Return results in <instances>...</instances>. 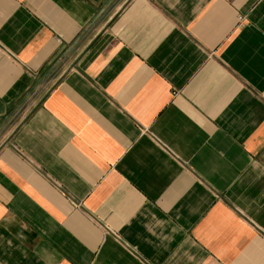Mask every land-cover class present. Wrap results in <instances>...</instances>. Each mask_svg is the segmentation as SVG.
<instances>
[{
    "label": "crops",
    "instance_id": "crops-1",
    "mask_svg": "<svg viewBox=\"0 0 264 264\" xmlns=\"http://www.w3.org/2000/svg\"><path fill=\"white\" fill-rule=\"evenodd\" d=\"M0 264H264V0H0Z\"/></svg>",
    "mask_w": 264,
    "mask_h": 264
}]
</instances>
